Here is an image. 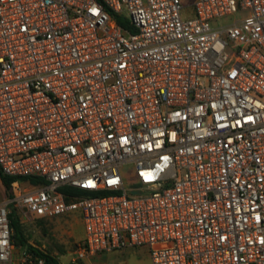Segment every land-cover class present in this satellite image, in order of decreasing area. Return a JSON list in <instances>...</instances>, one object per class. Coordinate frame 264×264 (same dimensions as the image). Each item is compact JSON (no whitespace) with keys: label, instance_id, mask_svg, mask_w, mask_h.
<instances>
[{"label":"built area","instance_id":"built-area-1","mask_svg":"<svg viewBox=\"0 0 264 264\" xmlns=\"http://www.w3.org/2000/svg\"><path fill=\"white\" fill-rule=\"evenodd\" d=\"M193 8L0 0V171L44 182L0 204V264H55L14 243L13 211L80 213L73 264H264V0Z\"/></svg>","mask_w":264,"mask_h":264},{"label":"rangeland","instance_id":"rangeland-1","mask_svg":"<svg viewBox=\"0 0 264 264\" xmlns=\"http://www.w3.org/2000/svg\"><path fill=\"white\" fill-rule=\"evenodd\" d=\"M183 19L195 17L193 8L194 0H182ZM124 14L127 16L128 12ZM24 185L30 190L40 188L42 185H34L30 181H24ZM8 198L6 189L0 180V203ZM23 229L30 245H34L41 251L50 255L57 263L73 264L75 253L81 241L85 237L83 221L80 213L56 218V219H24ZM82 264H152L149 252L146 249L131 248L110 254H104L96 260L86 261Z\"/></svg>","mask_w":264,"mask_h":264},{"label":"trees","instance_id":"trees-1","mask_svg":"<svg viewBox=\"0 0 264 264\" xmlns=\"http://www.w3.org/2000/svg\"><path fill=\"white\" fill-rule=\"evenodd\" d=\"M101 1V0H98ZM117 22V24L121 27H123L124 29L127 30H131L129 21L123 18H119V17H115L114 18ZM0 179L6 189L7 195L8 197H10V192H11V188H12V184L18 180L21 181H30L32 184L34 185H42L44 184L43 181L38 180V179H22V178H16V177H7L4 176L1 171H0ZM11 223H12V227L14 230V235H13V240L14 243L18 246H28L29 248L33 249V247H31L28 243V239L25 235L24 229H23V224L20 221L19 216L13 211L12 215H11ZM40 254H43L42 252H40L39 250H37ZM46 257H48L51 261H53L55 264H57V262L50 256V255H45Z\"/></svg>","mask_w":264,"mask_h":264},{"label":"crops","instance_id":"crops-1","mask_svg":"<svg viewBox=\"0 0 264 264\" xmlns=\"http://www.w3.org/2000/svg\"><path fill=\"white\" fill-rule=\"evenodd\" d=\"M1 180V179H0ZM3 203V202H2ZM1 204V203H0ZM94 260H96V258H93V259H88V260H86V261H89V262H92V261H94ZM85 261V262H86Z\"/></svg>","mask_w":264,"mask_h":264}]
</instances>
